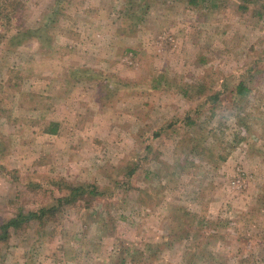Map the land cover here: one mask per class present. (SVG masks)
<instances>
[{
    "label": "rangeland",
    "instance_id": "374dc122",
    "mask_svg": "<svg viewBox=\"0 0 264 264\" xmlns=\"http://www.w3.org/2000/svg\"><path fill=\"white\" fill-rule=\"evenodd\" d=\"M187 1L22 0L0 40V223L54 204L57 178L100 194L10 229L0 264H264V0Z\"/></svg>",
    "mask_w": 264,
    "mask_h": 264
},
{
    "label": "trees",
    "instance_id": "16d2710c",
    "mask_svg": "<svg viewBox=\"0 0 264 264\" xmlns=\"http://www.w3.org/2000/svg\"><path fill=\"white\" fill-rule=\"evenodd\" d=\"M197 0H188L189 4H196ZM214 6H217V2H213ZM23 2L22 0H0V26L3 28V32H0V40L6 33L13 27V23H15L19 18V10L22 8ZM240 9L246 10V6H239ZM59 11V9H56ZM56 14V11H53L50 14L49 19H47V23L52 22V16ZM46 22L40 24L34 28H19L16 33L13 35L15 38H18V42H21L30 37H36L40 39L42 37L44 27L46 26ZM235 89L239 93L245 91V87L242 82L236 84ZM194 94H190L185 92L184 97L192 99ZM57 131V124L51 123V127L47 129V132L55 133ZM135 167H133V172ZM51 184L62 194L55 198V203L48 206H43L36 211H28L27 213L18 212L14 217L8 218L6 221L0 223V245H6L10 238V229L17 230L23 223H28L30 221H39L42 222L46 219H50L56 217V215L66 206H74L80 200L89 201L91 198H94L96 195L100 194V191L96 188V186L89 185L86 183L74 184L71 182H67L63 178H57L55 180H51ZM102 194V192H101ZM88 204H86L85 208H88ZM179 220L181 218L177 217ZM173 237L179 235L178 238L182 239H194L196 238L197 232L200 231L194 230L188 226V228H182L179 230H172ZM170 238V237H169ZM177 239V238H176ZM167 243L168 242L167 240ZM152 247L154 245H151ZM151 247V248H152ZM159 247V246H158ZM153 249V248H152ZM156 250V249H153Z\"/></svg>",
    "mask_w": 264,
    "mask_h": 264
},
{
    "label": "crops",
    "instance_id": "0c3cea01",
    "mask_svg": "<svg viewBox=\"0 0 264 264\" xmlns=\"http://www.w3.org/2000/svg\"><path fill=\"white\" fill-rule=\"evenodd\" d=\"M168 235H169V233H167L166 236L163 234V235L161 236V238H164V237H167V238H168ZM133 264H143V263H142V262H134V261H133ZM144 264H146V263H144Z\"/></svg>",
    "mask_w": 264,
    "mask_h": 264
}]
</instances>
